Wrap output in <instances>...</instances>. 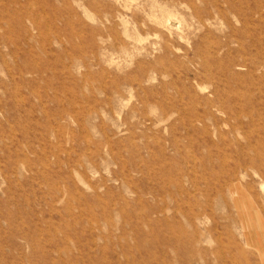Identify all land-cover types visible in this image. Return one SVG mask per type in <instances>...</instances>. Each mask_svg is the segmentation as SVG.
<instances>
[{"label":"rangeland","instance_id":"374dc122","mask_svg":"<svg viewBox=\"0 0 264 264\" xmlns=\"http://www.w3.org/2000/svg\"><path fill=\"white\" fill-rule=\"evenodd\" d=\"M0 264H264V0H0Z\"/></svg>","mask_w":264,"mask_h":264},{"label":"bare ground","instance_id":"6f19581e","mask_svg":"<svg viewBox=\"0 0 264 264\" xmlns=\"http://www.w3.org/2000/svg\"><path fill=\"white\" fill-rule=\"evenodd\" d=\"M158 12V11H157ZM160 12V11H159ZM163 12V11H162ZM167 13V12H166ZM156 14V13H155ZM160 14V13H159ZM169 14V13H168ZM158 15V14H157ZM158 17V16H157ZM161 17V16H160ZM153 18H156V17H153ZM161 19V18H160ZM158 19V20H160ZM168 19V18H167ZM157 21V20H156ZM158 22V21H157ZM163 22V21H162ZM165 23V22H164ZM161 24V23H160Z\"/></svg>","mask_w":264,"mask_h":264}]
</instances>
